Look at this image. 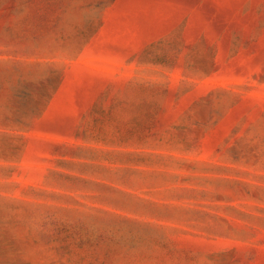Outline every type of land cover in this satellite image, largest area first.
<instances>
[{
    "label": "rangeland",
    "instance_id": "1",
    "mask_svg": "<svg viewBox=\"0 0 264 264\" xmlns=\"http://www.w3.org/2000/svg\"><path fill=\"white\" fill-rule=\"evenodd\" d=\"M0 264H264V0H0Z\"/></svg>",
    "mask_w": 264,
    "mask_h": 264
}]
</instances>
